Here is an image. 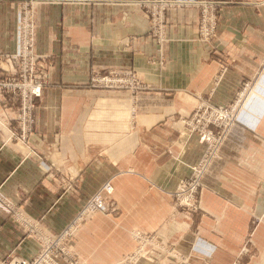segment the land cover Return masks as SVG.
I'll use <instances>...</instances> for the list:
<instances>
[{
    "label": "crops",
    "instance_id": "0c3cea01",
    "mask_svg": "<svg viewBox=\"0 0 264 264\" xmlns=\"http://www.w3.org/2000/svg\"><path fill=\"white\" fill-rule=\"evenodd\" d=\"M180 1L160 14L162 42L140 1L40 3L36 49L53 60L25 140L11 137L21 133L16 106L0 100V193L24 218L58 234L112 183L105 197L115 212L89 218L72 241L83 264H124L140 249L135 232L159 236L137 264H264V0ZM194 1L212 5L209 37ZM14 21L4 16L0 52L15 49ZM93 69L132 70L142 86L83 88ZM243 80L254 88L223 158L205 177L199 205L183 212L173 193L203 149L181 117L204 101L229 102ZM40 248L0 207V261L32 259Z\"/></svg>",
    "mask_w": 264,
    "mask_h": 264
},
{
    "label": "built area",
    "instance_id": "2783aa9c",
    "mask_svg": "<svg viewBox=\"0 0 264 264\" xmlns=\"http://www.w3.org/2000/svg\"><path fill=\"white\" fill-rule=\"evenodd\" d=\"M153 17L152 33L157 35L160 42L165 40L162 34L160 17L161 13L172 8L181 7L180 0H139ZM202 6L200 26L201 33L209 37L216 25V16L211 8V3L205 1H194L192 4ZM178 4V5H177ZM210 23V24H209ZM161 48L159 49V51ZM223 73L226 67H223ZM49 65L46 56L35 53L33 45L28 42L21 46L15 53L7 57L5 66H0V100L3 107L12 109L16 106V121L20 126L21 133L17 135L11 132V137L25 140L33 125V113L39 106L43 92L49 81ZM129 73V79L125 80L121 73L111 71L110 76L119 88L129 84L131 92L142 85L138 80L137 72ZM260 71L254 78L260 77ZM107 77L103 79L106 82ZM251 80H243L235 96L226 103H215L210 100L204 101L194 108L191 113L181 117L183 124L189 129L190 136L197 139L202 146V155L196 163L191 166V174L178 183L173 193L174 205L183 212H190L196 209L198 196L207 185L205 177L212 165L223 158L222 150L225 142L230 136L233 128L239 122V113L244 106L245 96L252 92L254 85ZM129 88V87H128ZM13 104V105H12ZM114 187L111 182L105 183L93 196H91L81 207L76 217L58 234H51L41 230L38 224L32 223L24 218L12 203L5 200L0 193V207L3 208L15 220L20 221L29 235L33 236L40 243L39 253L32 259H22L18 256L0 261V264H83L73 253L72 241L76 232L82 225L97 213L110 214L115 212L116 203L105 197L111 194ZM134 237L141 241L139 251L131 254L124 261V264H137L138 255L145 245L156 237L157 233L144 234L135 232ZM245 249L243 250V252ZM142 264V262L140 263Z\"/></svg>",
    "mask_w": 264,
    "mask_h": 264
},
{
    "label": "rangeland",
    "instance_id": "374dc122",
    "mask_svg": "<svg viewBox=\"0 0 264 264\" xmlns=\"http://www.w3.org/2000/svg\"><path fill=\"white\" fill-rule=\"evenodd\" d=\"M139 1V0H136ZM101 0H0V29L4 23V16L8 18L14 16V30H15V49L13 52H0V66H5L7 57L15 53L21 46L26 44L33 45L35 53L41 56H46L47 64H51L50 60H53V55L48 53H39L36 49L37 46V8L39 4H59V5H81V4H90L100 3ZM210 24V23H209ZM201 28V26H200ZM211 31V30H210ZM208 36L211 35V32H207ZM49 59V61H48ZM224 63V66L228 67V60L226 57H221ZM264 61V59H263ZM222 66V67H224ZM224 70V69H223ZM111 71L121 73L122 77L127 80L129 79V73H133L132 70H101L93 69L91 71L90 81L85 87L87 89L106 91V92H116L123 91L128 92L131 90V86L126 85L123 88H119L117 83L110 76ZM107 77L106 82L103 79ZM129 87V88H128ZM131 92V91H130ZM196 108V107H195ZM201 192V191H200ZM199 201V196H198ZM79 230L76 232L74 239L77 237ZM134 236V233H133Z\"/></svg>",
    "mask_w": 264,
    "mask_h": 264
}]
</instances>
